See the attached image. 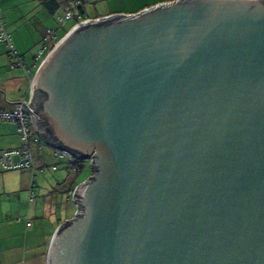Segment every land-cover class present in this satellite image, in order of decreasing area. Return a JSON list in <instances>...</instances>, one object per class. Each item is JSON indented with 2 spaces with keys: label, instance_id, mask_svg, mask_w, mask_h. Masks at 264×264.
<instances>
[{
  "label": "water",
  "instance_id": "1",
  "mask_svg": "<svg viewBox=\"0 0 264 264\" xmlns=\"http://www.w3.org/2000/svg\"><path fill=\"white\" fill-rule=\"evenodd\" d=\"M33 127L88 160L46 264H264V0H172L75 24Z\"/></svg>",
  "mask_w": 264,
  "mask_h": 264
},
{
  "label": "crops",
  "instance_id": "2",
  "mask_svg": "<svg viewBox=\"0 0 264 264\" xmlns=\"http://www.w3.org/2000/svg\"><path fill=\"white\" fill-rule=\"evenodd\" d=\"M11 1L13 0H0V7H3V4L11 3ZM29 1L39 13H42L45 19H48V15L43 11L45 7L38 0ZM34 1H37V4H34ZM64 1L63 11L75 10V18L83 20L116 13L134 14L151 5L172 0H122L117 5H106L104 0H82L77 5L78 0L75 2L73 0ZM80 5L82 6L81 11L78 9ZM57 12L50 14L55 18ZM38 19L41 20L40 17ZM1 26L5 30L2 22H0V30ZM49 28L47 26L45 30L42 29L41 34L44 36L45 31ZM11 43L14 47L12 38ZM26 48L27 46L22 47V54H17L15 47V53H13L6 42L5 44L0 43V109H11L18 102L31 98L30 82L39 64H37L35 55H28L30 50H26ZM40 49H38V54ZM17 60H20L22 65L12 67V64ZM33 130L42 140L40 143L33 142L30 146L34 166L11 170L0 164V264H46L47 238L39 243L36 248L38 252L33 253V250H36L35 246L28 243L30 230L27 229L26 234L22 235L18 228L32 227L33 222L30 217L40 216H34L38 209V207L35 209L32 206L34 201L38 205L41 200H44V212L41 214L43 217L48 218L51 211L58 206L60 208L61 204H65L67 208L64 210L65 217L62 219L65 221L73 217L77 209L76 204L74 205L72 202L73 193L76 186L85 180L81 179L83 164L80 169H73L67 156L57 155L55 148L47 143L35 131L34 127ZM35 136L32 135V138ZM19 146L20 136L17 131V122L0 120V155L5 150ZM31 192L34 195L32 198ZM36 193L38 194L37 199ZM31 202L32 204H30ZM27 221L31 222L30 226L26 225ZM58 224L57 222L54 228L60 225ZM50 235L51 233L48 236L50 237ZM20 238L23 239L21 243H19Z\"/></svg>",
  "mask_w": 264,
  "mask_h": 264
},
{
  "label": "rangeland",
  "instance_id": "3",
  "mask_svg": "<svg viewBox=\"0 0 264 264\" xmlns=\"http://www.w3.org/2000/svg\"><path fill=\"white\" fill-rule=\"evenodd\" d=\"M106 5L108 4H119L122 0H104ZM1 3V2H0ZM34 4H37V1H34ZM39 8V7H37ZM64 6L62 5L60 9L58 10L57 14L55 15V18L52 17L50 14L51 12L48 11L46 8H43V11L45 14L48 15V19H45L42 15V13H39L37 9L33 7L31 2L29 0H13L11 3L4 5L3 7H0V22L4 24L5 32L10 35L12 38L14 47L16 48L17 54H22V47L27 46L26 50L28 51V55H35L37 64H39L42 61V57L38 54V49L42 48L45 44V42L48 43L44 39L43 34H41V30L49 26L51 30H54V33L56 35L57 41L61 38L62 34H65L66 31L70 30L75 24V22L81 19L75 18L76 11L72 10L73 17L69 19L63 18L65 15V12L63 11ZM49 12H47V11ZM59 16H62L64 20H58ZM40 17V21L38 19ZM57 18V19H56ZM60 37V38H59ZM56 41V42H57ZM4 43L5 42H1ZM31 135L37 134L32 130ZM83 171L81 173V179H86L91 172L89 161L86 160L83 162ZM36 199L38 197V194H35ZM72 198V196H71ZM43 199V198H41ZM72 202L75 205V202L72 200ZM32 204V202L30 203ZM44 200H41L40 204H36V201L33 202L32 206L36 209L35 215H40L33 217L31 216V221L33 222V226L30 228H26L25 226H22L19 229L22 233V235L26 234V230L29 229V236H28V243L32 246L34 245L36 249L43 240L47 238V247L50 241V238L52 234L54 233L56 227L54 226L57 224V222L60 224L64 221L62 217H65L64 210L67 209L65 204H61L60 208L58 206L57 211L56 209H53L50 213V215L47 217L41 216L44 212ZM76 206V205H75ZM58 224V225H59ZM53 230V231H52ZM33 233V234H31ZM51 233L50 237L48 236ZM21 235V234H20ZM23 241L22 238L19 239V243ZM47 249V248H46ZM32 253V251H30ZM37 253L38 249L35 251L33 250V253ZM32 253V254H33Z\"/></svg>",
  "mask_w": 264,
  "mask_h": 264
},
{
  "label": "built area",
  "instance_id": "4",
  "mask_svg": "<svg viewBox=\"0 0 264 264\" xmlns=\"http://www.w3.org/2000/svg\"><path fill=\"white\" fill-rule=\"evenodd\" d=\"M78 2H76L77 5ZM72 17V11L67 10L65 11V15L63 18L69 19ZM62 16H59L58 20H64ZM98 18V17H97ZM91 19V18H90ZM95 19V18H94ZM86 19H81L79 22H82ZM76 23V24H77ZM45 42L44 46L39 50V55L42 59L47 55V53L51 50V45L55 44L56 42V35L54 30L47 29L44 34ZM0 41L6 42L10 48V51L15 53L14 47L11 43V37L7 34L1 26L0 30ZM54 46V45H53ZM22 62L17 60L12 64V67L21 66ZM31 99V98H30ZM28 100H23L15 104L11 109H0V120H14L17 122V131L20 136V146L13 149H8L2 152L0 155V164L8 169V168H18V167H29L32 163V151H31V144L33 142L40 143L42 140L35 136L32 138L31 132L33 130L32 121L30 113L24 111L21 107L22 103L24 102L27 108L35 114L33 108L30 107ZM56 153L59 156L66 155L69 159L74 160L77 158L75 155L71 154L67 150L55 148Z\"/></svg>",
  "mask_w": 264,
  "mask_h": 264
},
{
  "label": "trees",
  "instance_id": "5",
  "mask_svg": "<svg viewBox=\"0 0 264 264\" xmlns=\"http://www.w3.org/2000/svg\"><path fill=\"white\" fill-rule=\"evenodd\" d=\"M48 11H50L51 13H54L56 11H58L60 9V7L63 5L64 6V0H38ZM74 2L76 0H73ZM80 2H82V0H78ZM69 8V7H68ZM79 11L82 10V6L80 5V7L78 8ZM78 22V20L75 22V24ZM73 24V26L75 25ZM72 26V27H73ZM67 32V31H66ZM64 35V34H62ZM61 35V37H62ZM60 38V37H59ZM58 38H56L57 41ZM55 41V42H56ZM54 45V44H53ZM53 45H51L50 48L53 47ZM44 138V137H43ZM45 139V138H44ZM46 140V139H45ZM47 141V140H46ZM48 143V142H47ZM54 148H57L54 146ZM32 151V150H31ZM57 154V153H56ZM58 155V154H57ZM62 156H66V155H62ZM71 164L73 165V169H80V167L82 166L83 162H85L86 160L80 159V158H75L74 160L69 159ZM34 166V159H33V154H32V163L29 167H18V168H8V169H20V168H32ZM34 197L33 193L31 192V198ZM27 226L31 225V222L27 221L26 223Z\"/></svg>",
  "mask_w": 264,
  "mask_h": 264
}]
</instances>
